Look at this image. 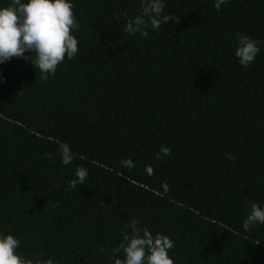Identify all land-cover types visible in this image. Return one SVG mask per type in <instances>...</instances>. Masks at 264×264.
<instances>
[{"label":"trees","instance_id":"16d2710c","mask_svg":"<svg viewBox=\"0 0 264 264\" xmlns=\"http://www.w3.org/2000/svg\"><path fill=\"white\" fill-rule=\"evenodd\" d=\"M69 2L79 52L54 77L0 64V234L28 258L114 264L135 217L174 241V264H264V225L243 228L250 202L264 208V0H164L181 22L146 38L123 31L141 0ZM237 32L261 42L247 68ZM78 166L88 176L69 191Z\"/></svg>","mask_w":264,"mask_h":264},{"label":"clouds","instance_id":"9594fccd","mask_svg":"<svg viewBox=\"0 0 264 264\" xmlns=\"http://www.w3.org/2000/svg\"><path fill=\"white\" fill-rule=\"evenodd\" d=\"M228 0H214V7L219 11ZM166 5L164 0H141V10L135 18L123 14L128 34L139 33L141 38L148 36V29L157 31L169 21L179 24L181 17L175 14H164ZM74 5L69 0H11L8 6L0 8V64L10 62L13 57L23 58L39 71L40 79L47 81L49 75L55 76L57 67L64 62L65 57L72 60L77 56L78 40L72 35L78 30L80 24L73 12ZM121 17L117 16L119 20ZM238 46L235 55L239 63L247 68L254 62L260 52L258 40L248 35L236 33ZM30 53L31 55H25ZM58 153L62 164L67 166L73 162L74 154L67 143H59ZM171 154L167 147H161L156 159ZM46 157L52 160L51 154ZM229 159L234 157L229 156ZM121 164L132 169L134 162L129 159L121 160ZM145 171L149 176L154 174L152 166L148 165ZM88 170L83 166L75 169V177L69 181V191L76 189L77 185L84 184ZM168 190L166 182L162 185ZM42 198V197H41ZM58 204H51L55 209ZM141 221L135 217L130 218L126 227L131 231L124 233L122 242L111 249L110 261L114 264H174L169 256V250L174 248V241L167 235L157 232L153 234L148 228L141 229ZM256 224L264 225V208L255 202H250L247 218L243 222L244 230L250 231ZM20 241L11 234H0V264H54L52 258H28L18 252ZM100 252H107L104 247ZM123 253V258L118 255ZM43 255V254H41Z\"/></svg>","mask_w":264,"mask_h":264}]
</instances>
